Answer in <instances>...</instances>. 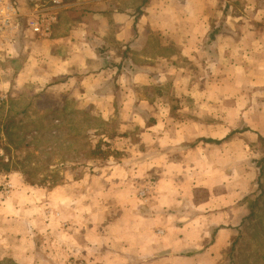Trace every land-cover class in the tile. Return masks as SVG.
<instances>
[{
	"label": "rangeland",
	"instance_id": "1",
	"mask_svg": "<svg viewBox=\"0 0 264 264\" xmlns=\"http://www.w3.org/2000/svg\"><path fill=\"white\" fill-rule=\"evenodd\" d=\"M7 1L17 2L23 15L19 30L0 43V76L6 79L0 87V100L38 95L60 106V99L67 98L71 103L67 112L85 110L92 117L87 123L83 115H78L79 126L74 128L85 132L92 123L94 129L88 130L92 141L89 147H83L85 141L81 139L66 141V137L39 142L36 148L42 160L49 157L41 153L46 143L51 144L48 152H53V172L45 182L32 185L19 171L1 175V205L5 209L0 214V264H97V249L92 262L77 259L78 250L72 242L78 238V242L84 240L86 245L97 248V212L119 215L111 207L115 197L105 196V192L122 187L135 193L142 207L149 209L160 186L162 191L169 190L170 181L164 180L156 167L144 178L133 177L140 168L138 157L152 156L157 151L152 144L159 143L164 148L168 142L179 147L181 141L191 137L199 160L211 156L214 163L207 165L205 171L199 163L189 166L185 179L190 176L197 180L206 173L207 180L216 183L222 175L227 180L225 187L233 191L244 189L247 194L238 235L227 251L228 260L220 264H264V0H256L252 8L249 0H231L229 14H222L224 9L219 5L214 16H203L204 33L196 42L199 52L191 49V37H154L159 44L150 52L158 60L156 68L153 65L149 73L144 69L142 74V68L125 62L120 75L107 85L98 76H91L92 71H86L85 77L78 82L73 80L74 83L64 79L65 75L46 80L43 70L55 67L53 61L41 54L43 63L33 66L28 59L32 40L29 21L35 0ZM129 1L121 0L117 8L129 7ZM79 13L72 9L71 16H57L52 36L42 38L47 42H38L39 48L45 50L54 36H67L72 29L70 22L83 17ZM85 17L94 28L95 19ZM185 27L189 30V21ZM179 40L189 50L172 58L171 48ZM65 49L67 53L72 51L70 47ZM160 57L167 59L159 61ZM135 74L141 77H134ZM23 108L17 106L14 110ZM36 111L48 110L35 106L31 112ZM219 139V144L207 142ZM93 149L97 150L94 156L90 155ZM126 158L138 162L127 165ZM15 173L30 188L27 195L18 194L22 189L15 194V184L10 186L9 179L5 181V176ZM169 176L180 173L173 170ZM55 190L66 200L58 207L53 198ZM195 193L203 199L206 190L199 187ZM17 245L26 249L19 251ZM15 251L24 254L25 262L12 258Z\"/></svg>",
	"mask_w": 264,
	"mask_h": 264
},
{
	"label": "crops",
	"instance_id": "2",
	"mask_svg": "<svg viewBox=\"0 0 264 264\" xmlns=\"http://www.w3.org/2000/svg\"><path fill=\"white\" fill-rule=\"evenodd\" d=\"M120 1L61 0L60 12H56V16H71L69 11L77 9L80 11L78 16L83 17L70 22L72 29L67 36H54L52 42L49 41L53 48H50L51 44L46 45L45 50L39 48L38 42L45 41L41 40L44 37L30 32L32 40L29 42L28 59L32 65L42 62L40 55L45 54L55 64V67L49 66L43 70L47 74L46 80L65 75L64 79L78 82L85 77L86 71H92L91 76H98L106 85L120 75L123 68L121 64L130 62L134 68H142V74L144 69H148L149 73L152 70L150 67L155 65L153 69L156 68L158 61L150 52V48L159 44L154 37H191V49L199 52V44L196 42L204 33L203 16H214L218 13L219 5L224 9L222 14H229L228 10L233 4L231 0H131L129 7L118 9ZM256 3V0H249L251 8ZM85 16L95 19L94 28H91L92 22ZM187 21L190 22L189 30L185 27ZM262 29L264 32V26ZM184 44L179 40L177 45L172 46V58L189 50L187 45L183 48ZM67 47L72 51L65 52ZM62 51L64 53L60 55ZM164 59L160 57L159 61ZM134 77L141 75L135 74ZM5 84L6 79L0 76V87ZM193 142L194 138L191 137L181 141L179 147L168 142L164 143V148L159 143L152 144L157 148L152 156L138 157L140 168L133 177L143 175L144 178L151 171L157 170L163 173L164 180L170 181L167 183L170 189L162 191L160 186L154 204L149 209L142 207L135 193L122 187L118 191L109 189L105 192V196L115 197L111 207L119 215L109 214L107 219L109 215L105 211L97 212V248L86 245L84 240L78 242L81 239L75 238L77 241L72 243L75 250H78L77 259L92 262L96 258L97 249V264H220L228 260L227 251L238 235L247 194L244 189L233 191L225 187L227 180L222 175L216 183L208 181L206 173L197 180L190 176L185 179L189 166L199 163L205 167V171L207 165L214 163L211 156L199 160L198 148L193 146ZM207 142L212 143L210 140ZM207 152L208 148H205ZM125 161L127 165L138 162L133 158H126ZM173 170L180 173V176L171 178L169 175ZM4 178L5 181L9 179L8 185L15 184V188H18L15 194L21 189L18 193L21 196L31 191L16 173ZM2 179L0 176V187ZM178 185L185 191L179 190ZM199 187L206 190L203 199L197 198L195 193ZM53 193V198L58 201L57 207L66 201L60 191L55 190ZM2 197L0 191V214L5 209L4 204L1 205ZM17 246L19 251L26 249L25 246ZM19 251L13 252L12 258L23 263L26 258Z\"/></svg>",
	"mask_w": 264,
	"mask_h": 264
},
{
	"label": "trees",
	"instance_id": "3",
	"mask_svg": "<svg viewBox=\"0 0 264 264\" xmlns=\"http://www.w3.org/2000/svg\"><path fill=\"white\" fill-rule=\"evenodd\" d=\"M58 104L60 106H57L54 101L42 99L38 95L31 99L27 96H12L7 100H0V149L4 152L3 155H0V176L4 173L19 171L32 185L49 180V173L53 172V163L50 157L53 152H48L52 150L49 148L51 144L44 142L47 145L41 153L47 154L49 157L42 160L36 148L39 147L41 140L54 142L66 137V141H78L79 139L85 141L83 147L92 145L91 135L88 132V130L94 129L92 123L87 125L88 128L85 132L74 128L75 125L79 126V120L76 118L78 115H83L84 122L87 123L92 117L85 110L67 112V108L71 105L67 98L60 99ZM17 106L24 108L21 111H15L14 108ZM35 106L46 107L48 111L32 113ZM70 130L74 133H70ZM210 141L219 144L222 140ZM95 154H97V150L90 151V155L94 156ZM64 160V162L68 161ZM234 249L235 245L233 244L232 250Z\"/></svg>",
	"mask_w": 264,
	"mask_h": 264
},
{
	"label": "built area",
	"instance_id": "4",
	"mask_svg": "<svg viewBox=\"0 0 264 264\" xmlns=\"http://www.w3.org/2000/svg\"><path fill=\"white\" fill-rule=\"evenodd\" d=\"M61 0H50L48 2L34 1V9L31 13L30 32L34 35L49 37L53 31V25L57 21ZM23 12L17 2L0 0V43L5 38L13 36L20 27L19 20Z\"/></svg>",
	"mask_w": 264,
	"mask_h": 264
}]
</instances>
